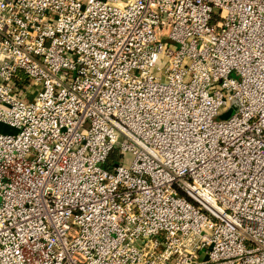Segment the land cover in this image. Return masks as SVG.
<instances>
[{
    "label": "built area",
    "instance_id": "obj_1",
    "mask_svg": "<svg viewBox=\"0 0 264 264\" xmlns=\"http://www.w3.org/2000/svg\"><path fill=\"white\" fill-rule=\"evenodd\" d=\"M0 123V264H264V0H0Z\"/></svg>",
    "mask_w": 264,
    "mask_h": 264
},
{
    "label": "rangeland",
    "instance_id": "obj_2",
    "mask_svg": "<svg viewBox=\"0 0 264 264\" xmlns=\"http://www.w3.org/2000/svg\"><path fill=\"white\" fill-rule=\"evenodd\" d=\"M166 63H167V59H164V64L162 65L163 70H165L166 68ZM231 76H234V74H232ZM218 86V84L216 85V87ZM236 103H229L228 105L224 106L222 108V111L219 113V115L217 116V119H229L231 116H233V114L236 112ZM2 131H12L11 128H8L7 126L3 125L2 123H0V132ZM123 158V163L126 167H129L132 160H133V155L132 153H125L123 155H121Z\"/></svg>",
    "mask_w": 264,
    "mask_h": 264
},
{
    "label": "trees",
    "instance_id": "obj_3",
    "mask_svg": "<svg viewBox=\"0 0 264 264\" xmlns=\"http://www.w3.org/2000/svg\"><path fill=\"white\" fill-rule=\"evenodd\" d=\"M115 155H116V154H112V155H111V160L115 158Z\"/></svg>",
    "mask_w": 264,
    "mask_h": 264
},
{
    "label": "water",
    "instance_id": "obj_4",
    "mask_svg": "<svg viewBox=\"0 0 264 264\" xmlns=\"http://www.w3.org/2000/svg\"><path fill=\"white\" fill-rule=\"evenodd\" d=\"M235 108H236V106H235Z\"/></svg>",
    "mask_w": 264,
    "mask_h": 264
}]
</instances>
